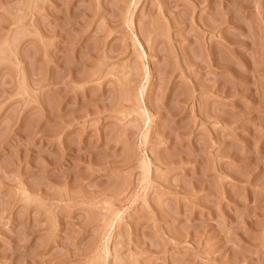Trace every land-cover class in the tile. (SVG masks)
I'll list each match as a JSON object with an SVG mask.
<instances>
[{"label":"rangeland","instance_id":"374dc122","mask_svg":"<svg viewBox=\"0 0 264 264\" xmlns=\"http://www.w3.org/2000/svg\"><path fill=\"white\" fill-rule=\"evenodd\" d=\"M0 264H264V0H0Z\"/></svg>","mask_w":264,"mask_h":264}]
</instances>
